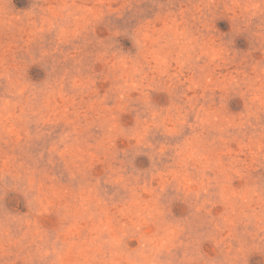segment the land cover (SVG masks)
Here are the masks:
<instances>
[{
    "label": "clouds",
    "instance_id": "1",
    "mask_svg": "<svg viewBox=\"0 0 264 264\" xmlns=\"http://www.w3.org/2000/svg\"><path fill=\"white\" fill-rule=\"evenodd\" d=\"M0 264H264V0H0Z\"/></svg>",
    "mask_w": 264,
    "mask_h": 264
},
{
    "label": "rangeland",
    "instance_id": "2",
    "mask_svg": "<svg viewBox=\"0 0 264 264\" xmlns=\"http://www.w3.org/2000/svg\"><path fill=\"white\" fill-rule=\"evenodd\" d=\"M238 44H241V46H242V42H238Z\"/></svg>",
    "mask_w": 264,
    "mask_h": 264
}]
</instances>
